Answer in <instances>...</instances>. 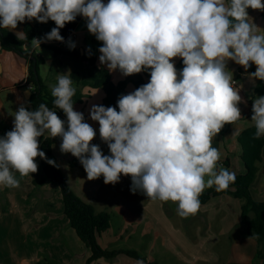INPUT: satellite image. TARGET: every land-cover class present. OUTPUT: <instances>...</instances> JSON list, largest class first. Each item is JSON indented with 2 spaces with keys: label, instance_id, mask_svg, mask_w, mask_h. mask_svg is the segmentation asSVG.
I'll return each instance as SVG.
<instances>
[{
  "label": "clouds",
  "instance_id": "9594fccd",
  "mask_svg": "<svg viewBox=\"0 0 264 264\" xmlns=\"http://www.w3.org/2000/svg\"><path fill=\"white\" fill-rule=\"evenodd\" d=\"M249 7L264 10V0H0V29L14 30L33 18L55 22L25 52L39 49L44 39L63 41L60 28L82 15L103 41L99 61L109 71L150 72L147 83L119 97L118 110L103 104L89 109L110 154L90 143L96 130L73 107L72 78L58 75L51 95L67 119L44 102L35 110L21 104L12 113L13 128L0 135V186L19 187L15 172L37 171L34 158L47 159L38 137L47 132L61 137L60 150L78 157L88 178L103 175L105 183H116L130 174L132 191L176 202L182 217L195 214L205 188L223 191L236 179L220 165L221 153L212 144L226 122L241 117L242 97L228 60L245 70L254 63L247 75L264 80V31L249 20ZM16 35L27 39L23 31ZM174 57L182 58L179 70ZM251 121L254 137L264 136V95L254 97Z\"/></svg>",
  "mask_w": 264,
  "mask_h": 264
},
{
  "label": "crops",
  "instance_id": "0c3cea01",
  "mask_svg": "<svg viewBox=\"0 0 264 264\" xmlns=\"http://www.w3.org/2000/svg\"><path fill=\"white\" fill-rule=\"evenodd\" d=\"M248 14L249 20L264 31V16L259 10L250 9ZM14 31H20V27L17 26ZM38 36L41 38L40 35ZM94 39L96 36L88 30L86 18L81 16L73 31L63 40L61 53L56 54L52 49L40 44L35 52L45 59L42 64L44 74L39 70L43 80L51 86L56 83L58 75L66 72L71 74L72 70L81 74L83 68L88 73L99 67L107 68L106 64H101L99 61V47L103 41L96 39L98 45L95 46ZM45 42L56 44L52 40ZM71 42L75 43V47L70 46ZM43 47L50 52L45 54L42 51ZM71 48L78 50L79 56L67 51ZM84 55L93 56L94 64L84 59ZM171 59L175 60L176 65L181 57ZM64 60L68 61L69 69L63 72L59 66ZM47 64L53 67L51 72H45ZM251 65L250 62V67L245 70L242 65L231 59L228 60L227 68L232 72L242 97L238 104L241 117L234 124L226 122L212 140L213 146H216L221 153L220 165L225 167V162H228V169L236 175L246 172L238 136L245 128L254 125L251 121L253 99L258 95H264V91L256 92V89L264 90V80L252 79L247 75L248 72H252ZM182 67L183 64L179 69ZM27 70L26 59L15 51L3 49L0 43V125L9 124L13 127L12 113L21 104L29 109L28 99L33 88L24 83ZM109 73L113 82L129 76L122 74L119 69ZM125 89L127 93L133 91V83L127 82ZM83 91L85 96L81 102L74 105V109L83 112L87 122L91 105L101 104L105 92L101 87L89 86H84ZM53 110L61 119L66 120L57 109L53 108ZM93 122L94 125H90L96 130V136L90 143L102 140L99 134V122L95 120ZM48 135L50 134L46 132L38 137L39 148L44 137ZM59 144H53L52 150L61 172L73 191L84 201L90 202L96 211L106 210L96 209L97 200L103 204H108L109 201L112 203V209L107 211L111 212L116 224L112 226L110 232L106 229L98 236V242L102 247L134 248L145 254L148 259L156 260L160 264H164L167 257L181 264H262V260L256 255V241L254 237L246 234L245 225L241 222V205L244 201L242 198L231 194L212 196L208 201L200 204L195 214L182 217L177 214L176 202L150 199L139 190L132 191L130 186L124 190L121 185L127 180L123 181L122 174L116 183H105L103 175L88 178L83 166L70 165L72 158L70 152L67 155L69 162L62 163L58 157L61 151ZM102 152L110 154L109 148ZM262 155L260 168L250 185V193L255 200H264V167H261L264 165V148ZM34 160L38 165L36 172L27 176L14 173L20 180L19 187L0 186V264L44 262L85 264L90 250L70 226L64 214L59 185L51 178L45 179L41 185L34 184V179L43 176L40 157L37 156ZM51 203L55 206L50 207ZM123 232L133 239L132 245L127 247L107 245L123 238ZM106 235L109 241L103 245L101 240ZM261 251L264 256V238ZM137 261L124 253H118L113 259L99 257L93 260L92 264H137Z\"/></svg>",
  "mask_w": 264,
  "mask_h": 264
},
{
  "label": "trees",
  "instance_id": "16d2710c",
  "mask_svg": "<svg viewBox=\"0 0 264 264\" xmlns=\"http://www.w3.org/2000/svg\"><path fill=\"white\" fill-rule=\"evenodd\" d=\"M253 9L249 7V10ZM260 14L264 16V10L258 9ZM82 15H77L75 20L66 22L65 25L60 28V33L64 39L73 31L76 22ZM17 26L20 27V31H23L27 35V39H19L14 30L7 28L0 29V43L1 47L6 50L15 51L22 57H24L28 63L27 76L24 83L30 85L33 91L28 99L29 110H35L39 103L44 102L50 108L57 109L66 119V114L62 109L56 108L53 104L54 97L51 95V87L46 83L39 73L40 66L45 62L42 55L37 54L35 50L25 52V47L31 46V40L36 36L40 35L44 37L47 32L55 27V22L49 19L47 22L37 21L35 18L32 20H25L24 22H18ZM46 39L41 43L42 46H46L58 54L63 51L61 45L63 41L52 39L56 44H46ZM74 56H79L78 50L71 48L67 50ZM84 59L94 64L95 58L90 55H84ZM182 58L175 65L177 70L182 65ZM256 65L252 63L251 71H255ZM73 85L77 91L73 97L74 103L81 102L85 93L83 91L84 86L89 87H101L105 96L101 104L105 106H117L116 101L122 94H127L125 86L127 82H132L134 89L139 87L141 84L147 83L150 78V72L141 71L139 73L129 74L126 78L113 82L110 77V73L107 68L99 67L93 72H89L86 75H81L77 71H73L70 74ZM263 89H256L257 93H263ZM118 110V106H117ZM13 127L9 124L0 125V135H4L8 130ZM255 127L254 125L245 128L238 136V141L242 147L241 157L245 163L246 172L241 175H236L235 182L230 184L226 190L217 192L215 186L205 188L201 193L199 199L202 203L208 201L212 196L231 194L235 197L242 198L244 201L241 205V222L245 225L246 234L254 237L257 247L256 255L262 260L264 264V256L261 251V244L264 238V200H255L250 193V185L255 180L256 174L260 168L259 164L263 160L262 151L264 148V136L260 138L254 137ZM55 143H61V137L50 135L44 137L40 144V148L45 152L47 159L40 157L41 166L43 169V176L38 179H34L33 183L41 185L45 179L51 178L55 180L60 188L63 202V211L66 215L68 222L73 227L87 246L89 247L90 254L86 259L85 264H92L93 260L104 257L107 259H113L118 253H124L137 260L143 259L145 264H160L156 260H150L148 257L140 253L134 248H104L98 242V236L105 231L111 225L112 214L107 210L96 211L94 206L87 201L80 198L70 187L66 177L61 172L55 154L53 153L52 146ZM99 144L103 150L108 148L105 141L100 140L94 142ZM48 159L55 161V164L48 163ZM70 165L80 166L81 164L78 157L72 154ZM225 167L228 168V162H225ZM261 167H264L262 165ZM41 264H52V263H41Z\"/></svg>",
  "mask_w": 264,
  "mask_h": 264
},
{
  "label": "rangeland",
  "instance_id": "374dc122",
  "mask_svg": "<svg viewBox=\"0 0 264 264\" xmlns=\"http://www.w3.org/2000/svg\"><path fill=\"white\" fill-rule=\"evenodd\" d=\"M92 42V41H91ZM94 45L95 46H97L98 45V41L96 40V39H94ZM42 51H44V53L46 54V53H49L50 51H48L47 50V48L46 47H43L42 48ZM66 56H69V55H66ZM69 58H73V57H69ZM63 60V59H62ZM49 67V69H47ZM60 69L64 72L65 70H67V69H69V63H68V61L67 60H64V63H63V61H62V63H60ZM53 69V67L52 66H49L48 64H47V66H46V71L45 72H51L52 71V69ZM40 71H41V73L43 72V74H44V67L41 65L40 66ZM72 72H73V70H72ZM93 72V71H92ZM40 73V72H39ZM70 73V72H69ZM80 73V72H79ZM88 72H86V70H84V68L81 70V75H86ZM46 74L47 73H45V76H46ZM43 77H44V75H43ZM96 91V90H95ZM94 91V92H95ZM96 93V92H95ZM94 93V94H95ZM88 115H89V119H88V123L89 124H92V125H94V122H93V120L91 119V117H90V114H89V112H88ZM84 119H85V117H84ZM59 147H60V144L58 145ZM67 155H68V152H62V151H60V153H58V157H59V159H60V161L63 163H67V162H69V160H67L68 159V157H67ZM65 161H67V162H65ZM122 179H123V181H125V180H127V182H122V187H123V189L124 190H127L126 188H128L129 186H131V176H130V174H128V175H125V174H122ZM130 182V183H129ZM57 184V183H56ZM38 185V184H37ZM142 192V191H141ZM59 193H60V191H59ZM59 196V199H60V204H61V206H62V202H61V196H60V194L58 195ZM60 204H59V207H61L60 206ZM112 203L109 201V203L108 204H103V203H99V201L97 200V202H96V209H106V210H110V209H112ZM55 206V204H53V203H51V205H50V207H54ZM119 223H121V222H119ZM118 223V224H119ZM116 223H115V218L114 217H112V222H111V226L109 227V228H107L108 229V231L107 232H110L111 231V229H112V226L113 225H115ZM130 230V229H129ZM128 230V231H129ZM109 234V233H108ZM136 235V234H135ZM132 237H133V233H132ZM133 239L132 238H129L127 235H126V233L125 232H123V238H121V239H118L116 242H114V243H108L107 245H113V246H129V245H132L134 242L132 241ZM107 241H109V237H108V235H106V236H104L103 237V239L101 240V242H102V244L103 243H106ZM104 245V244H103ZM140 253H142V252H140ZM165 262H163L164 264H181V263H179V262H177V261H175V260H173L172 258H165V260H164Z\"/></svg>",
  "mask_w": 264,
  "mask_h": 264
},
{
  "label": "built area",
  "instance_id": "2783aa9c",
  "mask_svg": "<svg viewBox=\"0 0 264 264\" xmlns=\"http://www.w3.org/2000/svg\"><path fill=\"white\" fill-rule=\"evenodd\" d=\"M35 38H40L39 36H36ZM235 80V79H234ZM235 82H236V80H235Z\"/></svg>",
  "mask_w": 264,
  "mask_h": 264
}]
</instances>
